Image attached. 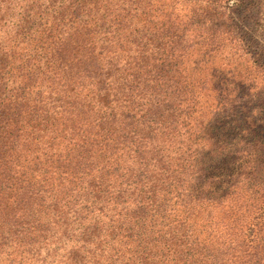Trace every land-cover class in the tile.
<instances>
[{"label": "trees", "instance_id": "trees-1", "mask_svg": "<svg viewBox=\"0 0 264 264\" xmlns=\"http://www.w3.org/2000/svg\"><path fill=\"white\" fill-rule=\"evenodd\" d=\"M243 2L0 0V264H264Z\"/></svg>", "mask_w": 264, "mask_h": 264}, {"label": "rangeland", "instance_id": "rangeland-1", "mask_svg": "<svg viewBox=\"0 0 264 264\" xmlns=\"http://www.w3.org/2000/svg\"><path fill=\"white\" fill-rule=\"evenodd\" d=\"M233 0H231L232 2ZM243 5H241L240 9L236 11L233 15L240 19L241 26L243 30L247 32V38H250V44L248 47L252 51L256 50H264V0H242ZM232 47H227L225 50V54H230ZM230 55L228 56V58ZM227 61V59H226ZM231 66L240 67L242 74L245 78V72L250 73V77L252 80L250 82L253 83L255 88H259L264 86V76L255 68V64L253 63V58L248 53H243L242 57H238V59L232 58L230 59ZM217 64H219L217 62ZM215 62V67H217ZM245 69L246 71H244Z\"/></svg>", "mask_w": 264, "mask_h": 264}]
</instances>
